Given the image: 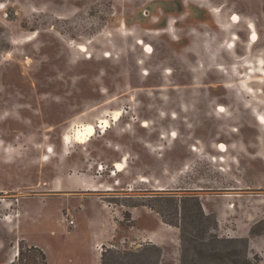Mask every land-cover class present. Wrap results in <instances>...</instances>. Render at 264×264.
Here are the masks:
<instances>
[{
    "label": "rangeland",
    "instance_id": "rangeland-1",
    "mask_svg": "<svg viewBox=\"0 0 264 264\" xmlns=\"http://www.w3.org/2000/svg\"><path fill=\"white\" fill-rule=\"evenodd\" d=\"M1 5L0 264H43L31 248L52 264H264V242L249 246L264 234V78L249 79L264 61V0ZM103 119L107 130L65 143ZM241 186L252 203L230 204L218 228V189ZM240 216L250 238L231 237ZM156 219L167 242L132 237ZM95 230L108 242L86 239Z\"/></svg>",
    "mask_w": 264,
    "mask_h": 264
},
{
    "label": "crops",
    "instance_id": "crops-1",
    "mask_svg": "<svg viewBox=\"0 0 264 264\" xmlns=\"http://www.w3.org/2000/svg\"><path fill=\"white\" fill-rule=\"evenodd\" d=\"M244 150L246 152H249V149L247 147V145L244 146ZM257 149L254 154L258 153ZM158 156H160V153L157 154ZM91 183V184H89ZM89 183L87 184H80L82 186H98L101 184H97L96 181H92L90 180ZM239 184V182H237ZM103 186V185H101ZM248 189H252L250 187H239V188H235V187H230V188H225V189H218L224 192H220L217 193L219 194L220 198H224L226 199L222 204L214 206L213 208H210L212 213L215 214L216 217V222H217V226L218 228L222 229L224 226L227 227V223L230 222L231 217L233 216L232 214V210H231V206L230 204H233V209L236 210V205H237V201H241L243 200L245 203L251 204L252 201L249 198L250 195H248L249 193L245 190ZM82 190V189H81ZM194 191H202L205 190L204 188H196L193 189ZM209 190V189H208ZM238 191H242V192H238ZM83 192H89V191H83ZM92 192H98V191H92ZM228 200H230L228 202ZM203 205V204H202ZM255 205V204H254ZM104 210H106L105 208H103ZM100 210V211H103ZM209 213V212H207ZM255 213V212H254ZM91 214V213H90ZM96 214V213H93ZM257 214V213H255ZM101 215V214H100ZM98 218V217H96ZM96 218L94 217H89L87 215V220H95ZM234 223H236V229L232 232V236L231 237H237V238H250V228H251V224L250 221L247 217L245 216H240L237 219H234ZM68 228V227H67ZM170 226H166V224L162 223L160 220L156 219V224L153 228H142V229H135L132 232V237L139 240L141 243L145 244V245H161L164 244L165 242H167V237L166 234L169 233V229ZM94 229V228H93ZM90 237V241L93 244L96 243H100L104 245V243L108 242L109 237L102 235L101 233L97 232V230L91 232V234H88L86 236ZM133 238L130 237V239L133 240ZM262 241L264 242V234L260 237H258V243L259 244H254V242L252 241V239H249V246L252 247V245H254L256 248H260V242ZM16 246V244H15ZM14 246V247H15ZM36 247V245H34ZM4 246L0 245V248H3ZM46 261L47 264H52V260L50 258V255L46 254Z\"/></svg>",
    "mask_w": 264,
    "mask_h": 264
},
{
    "label": "bare ground",
    "instance_id": "bare-ground-1",
    "mask_svg": "<svg viewBox=\"0 0 264 264\" xmlns=\"http://www.w3.org/2000/svg\"><path fill=\"white\" fill-rule=\"evenodd\" d=\"M4 8H5L4 5L0 6V10L4 9ZM234 21L235 22L240 21L238 16H236V19ZM248 27L250 29L251 36H250L249 42L247 43V51H249L250 48L258 41V36H257V33L255 31L253 24H250V26H248ZM231 39L232 40H231L230 46L228 47V51L233 52L235 47H236L235 40H237L238 37L236 34H233ZM77 48L82 52L87 51L86 45H79ZM109 56L110 55H108V57ZM259 66H260V68H255L253 72H250V74L251 75L254 74V76H250L249 79L251 81H256V82L261 83V82H263L262 80L264 78V61L263 60L261 61ZM256 75H259L260 77H257ZM255 78H257V80H255ZM249 92H252V90L249 89ZM261 92L262 91H260V90L258 91V93H261ZM224 110H225L224 108H220V111H224ZM120 116H121V113L119 111H117L114 113L112 120L117 121L120 118ZM256 119L260 125L264 126V115L263 114L257 113ZM144 125H146V123H144ZM96 127L107 130L110 127V123L107 119H103L100 121V124H97V125L82 124L74 130V134L72 136L66 135L64 138V141H65V143H71L72 141H74V142L79 143V144H84V143L88 142L95 135ZM218 150L221 152H225L227 150V146L224 144H220ZM221 161H224V159H221ZM115 169H116V171H119V172L122 171L124 169V164L122 162H117L115 164ZM99 170H102V165H101V169H99ZM143 182H149V181L145 180ZM107 190H111V189H107ZM156 190H164V189L163 188H156ZM15 253H17V254H15L14 256L15 257L18 256L19 250H16Z\"/></svg>",
    "mask_w": 264,
    "mask_h": 264
},
{
    "label": "trees",
    "instance_id": "trees-1",
    "mask_svg": "<svg viewBox=\"0 0 264 264\" xmlns=\"http://www.w3.org/2000/svg\"><path fill=\"white\" fill-rule=\"evenodd\" d=\"M31 250H35V251H37V252H40L41 257H42L43 264H47V262H46V258H45L44 254L41 252V250H40L39 248H31ZM19 255H20V251H19ZM19 255H18V256H19ZM243 264H250V263L247 262V261H245V262H243Z\"/></svg>",
    "mask_w": 264,
    "mask_h": 264
},
{
    "label": "built area",
    "instance_id": "built-area-1",
    "mask_svg": "<svg viewBox=\"0 0 264 264\" xmlns=\"http://www.w3.org/2000/svg\"><path fill=\"white\" fill-rule=\"evenodd\" d=\"M69 219H65V222L67 223L66 224V227H75V221L73 219H71L70 221H68Z\"/></svg>",
    "mask_w": 264,
    "mask_h": 264
}]
</instances>
